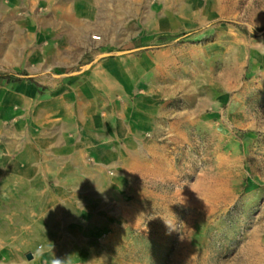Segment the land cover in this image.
<instances>
[{
  "label": "rangeland",
  "instance_id": "obj_1",
  "mask_svg": "<svg viewBox=\"0 0 264 264\" xmlns=\"http://www.w3.org/2000/svg\"><path fill=\"white\" fill-rule=\"evenodd\" d=\"M2 74L35 97L0 78V145L37 114L130 131L117 172L47 175L54 228L0 222V264H264V0H0Z\"/></svg>",
  "mask_w": 264,
  "mask_h": 264
},
{
  "label": "crops",
  "instance_id": "obj_2",
  "mask_svg": "<svg viewBox=\"0 0 264 264\" xmlns=\"http://www.w3.org/2000/svg\"><path fill=\"white\" fill-rule=\"evenodd\" d=\"M6 80L16 85L24 84L14 77ZM22 89L35 97V86L31 83L24 84ZM64 120L66 124L72 123L70 128L60 126L58 121L46 123L40 114L32 116L23 123L20 140L13 139L14 129L7 131L5 143L0 145L5 148L0 172L8 181L7 203L3 207L5 219L0 222H4L6 228L56 226L45 214L34 215V212L45 213L46 204L31 203V197L43 200L49 194L45 187L47 175H53L55 183L56 175H89L93 179L95 175H103V170L107 173L118 171L121 155L125 152V129L130 131V127L117 111H106L104 116L81 115Z\"/></svg>",
  "mask_w": 264,
  "mask_h": 264
},
{
  "label": "trees",
  "instance_id": "obj_3",
  "mask_svg": "<svg viewBox=\"0 0 264 264\" xmlns=\"http://www.w3.org/2000/svg\"><path fill=\"white\" fill-rule=\"evenodd\" d=\"M13 76H14L13 74H2L0 75V78L12 79Z\"/></svg>",
  "mask_w": 264,
  "mask_h": 264
},
{
  "label": "clouds",
  "instance_id": "obj_4",
  "mask_svg": "<svg viewBox=\"0 0 264 264\" xmlns=\"http://www.w3.org/2000/svg\"><path fill=\"white\" fill-rule=\"evenodd\" d=\"M54 264H61V261L56 259V261L54 262Z\"/></svg>",
  "mask_w": 264,
  "mask_h": 264
},
{
  "label": "water",
  "instance_id": "obj_5",
  "mask_svg": "<svg viewBox=\"0 0 264 264\" xmlns=\"http://www.w3.org/2000/svg\"><path fill=\"white\" fill-rule=\"evenodd\" d=\"M26 257H27L28 259H30V258H31V254L28 253V254L26 255Z\"/></svg>",
  "mask_w": 264,
  "mask_h": 264
},
{
  "label": "built area",
  "instance_id": "obj_6",
  "mask_svg": "<svg viewBox=\"0 0 264 264\" xmlns=\"http://www.w3.org/2000/svg\"><path fill=\"white\" fill-rule=\"evenodd\" d=\"M109 174H112V171H109Z\"/></svg>",
  "mask_w": 264,
  "mask_h": 264
}]
</instances>
